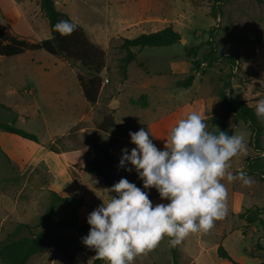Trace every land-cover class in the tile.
Instances as JSON below:
<instances>
[{
	"label": "rangeland",
	"instance_id": "obj_1",
	"mask_svg": "<svg viewBox=\"0 0 264 264\" xmlns=\"http://www.w3.org/2000/svg\"><path fill=\"white\" fill-rule=\"evenodd\" d=\"M23 1H26V8L20 0H0V25L29 41L48 37V21L39 10L37 0ZM53 1L57 9L82 26L88 38L98 42L104 50V67L100 71L103 88L98 103H94L90 110L75 77L76 72L87 75V70L78 64H70L43 49L25 50L11 57L0 55V104L3 105H0V122L13 123L38 138V143L12 139L18 145L16 148L23 151L17 156L7 144H2L4 149L0 146V245L28 234L25 228L17 233L14 229L20 223L37 224L44 214L50 220L78 218L84 222L101 200L108 198L104 189L111 185L95 174L82 168L79 172L76 168L81 160L79 149L88 140L115 136L118 139L114 149L118 165L121 149L135 147L124 142V139L130 141L129 131L145 128L152 136V142L162 149V137L175 122L188 112H196L206 115L201 117L207 130L213 132L216 126L209 119L218 116L222 109L217 93L227 81L231 83L232 96L246 100L254 110L256 100L264 97V44L252 46L229 39L219 28L213 29L211 35L216 59L202 61L203 53L208 51L207 45H202L196 52L199 68L194 72L191 85L180 87L176 84L177 79L193 72L189 58L185 56V46L209 38L211 26L228 25L232 31L246 36L263 34L264 0H226L219 4L220 13L215 18L208 15L213 0H151L152 13L160 18L147 27L143 25L145 28L141 32L171 24L183 40L167 46L133 47L136 58L127 65V78L124 80L118 66L123 53L118 47L122 35L103 38L101 28L105 25L110 29L120 18L130 20L132 9H141L139 0ZM171 17L172 23L167 19ZM138 32L140 30L131 28L126 35L134 37ZM234 52L239 54L238 58H232ZM144 100L146 105L141 104ZM83 111L84 116L77 119ZM104 114H111L116 123L127 121L128 126L122 127L121 131L111 127L104 132L97 126ZM238 123L229 122L228 126L232 129L231 135L239 134L244 138L246 152L230 159L233 173L242 170L248 157L256 154L249 128L242 122ZM59 136L61 138L56 140ZM48 143L57 148L66 168L54 165L59 158L49 152ZM261 145L264 146V129ZM260 155L264 163V152ZM127 167L131 166L127 164ZM120 168H117L120 171L118 180L126 178L134 184L139 180L135 171L125 173ZM65 171L76 189L58 194L80 197L87 206L81 207L75 201H71L69 206L64 201H51L50 191H54L51 186L55 178ZM249 176L254 180L250 186L221 179L227 193L230 191L226 199L227 213L207 232L190 234L176 246L180 253L179 264H183L181 252L191 249L198 240L207 244L221 242L237 260L241 257L247 262L251 258L249 251L264 259V179L258 174ZM147 193L148 198L156 202L153 196L159 194L155 188L147 190ZM249 209H256L262 224L259 219L246 222L238 217V213ZM85 235L87 233L81 231L62 229L56 237L64 242V252L50 245L32 255L24 264H90L94 250L82 244L81 238ZM167 240L165 237L155 248L138 255L132 264H169ZM0 264L5 263L0 261ZM101 264L106 262L103 260Z\"/></svg>",
	"mask_w": 264,
	"mask_h": 264
},
{
	"label": "clouds",
	"instance_id": "obj_2",
	"mask_svg": "<svg viewBox=\"0 0 264 264\" xmlns=\"http://www.w3.org/2000/svg\"><path fill=\"white\" fill-rule=\"evenodd\" d=\"M52 27L69 35L77 24L59 20ZM255 115L264 123V97L256 100ZM128 136L135 147L121 149L118 166L135 171L143 188H155L166 202L153 205L148 193L126 178L104 189L108 198L87 215L89 230L81 242L106 264H132L165 237L176 247L190 234L207 232L227 213V188L221 179L245 186L254 183L245 170H229L230 159L246 152L244 138L208 131L196 112L175 122L162 137V149L145 128L129 131Z\"/></svg>",
	"mask_w": 264,
	"mask_h": 264
},
{
	"label": "trees",
	"instance_id": "obj_3",
	"mask_svg": "<svg viewBox=\"0 0 264 264\" xmlns=\"http://www.w3.org/2000/svg\"><path fill=\"white\" fill-rule=\"evenodd\" d=\"M224 1L226 0H213L208 15L215 18L220 13L219 4ZM37 2L39 10L48 21L50 30L49 36L37 41H29L11 33L5 26L0 25V55L13 56L25 50L43 49L53 56L68 61L70 64H78L80 67L87 70V75H83L79 72L75 74L83 98L88 104H94L102 87L100 71L104 67V50L97 43L88 38L82 26L77 22H75L77 27L69 35H61L53 31L52 26L57 21L69 20L71 18L65 12L57 9L53 0H37ZM215 28L221 29L222 33L227 38L247 45L264 44V33L261 35L246 36L232 31L228 25L211 26L208 29L209 38L197 44L185 46V56L189 58L190 70L193 72L183 78L177 79L176 84L178 86L188 87L191 85L194 72L199 68L196 52L202 45H207L208 48V51L202 55V61L211 62L216 59L215 49L211 39L213 29ZM179 39V32L174 29L171 24H167L154 31L141 32L134 37L121 36L118 44L119 49L123 51L122 55L119 57L118 64L121 79L124 80L127 78V65L135 61L136 55L132 50L133 47L167 46ZM233 57L238 58L239 54L234 52L232 53V58ZM232 58L230 59L233 60ZM138 65L141 64L138 63ZM217 96L222 109L218 116H212L209 119L210 122L216 126L213 133L221 130L227 131V133L231 135L232 129L228 126L229 122L232 124H237L238 122L244 123L251 132L253 149L256 151V154L248 157L242 170H245L248 175L258 174L261 179H264V163L262 162V155H260L261 152H264V146L261 145L264 123L257 119L252 105H249L244 99H236L232 96L231 83L229 81L224 84V88L218 91ZM141 104L146 105V101L144 100ZM0 105L3 106L2 104ZM97 126L104 132L111 127H116L121 131L123 129L122 127L128 126V122L116 123L111 114H104ZM0 130L14 133L22 138L38 143V138L34 133L18 128L13 123L0 122ZM60 138L61 136L56 137V140ZM117 140L118 139L113 135H109L100 140H88L79 149L82 170L99 176L100 179L108 185H113L118 182L119 180L115 171L114 154ZM46 147L59 154V151L53 143H48ZM135 185L141 189L143 188L140 179ZM50 194L52 202L64 201L69 206L71 205V201H75L77 205H81V207L87 206L80 197H72L69 195L61 196L52 190ZM238 217L243 218L246 222H253L259 219L256 209H249L245 212L238 213ZM259 220L262 224V220ZM38 226L39 228L35 230ZM21 228H25L28 234L13 238L0 245L1 262L5 264H24L32 255L50 245H55L64 252V242L56 237V233L65 228L88 233L89 225L86 221L80 222L78 218L50 220L49 216L44 214L39 217V222L37 224H18L14 229V233H17ZM257 245L259 246V243H255V246ZM168 249L170 253L169 264H178L179 252L177 247H170L168 245ZM216 252L219 257L229 260L232 264H241L234 260L221 244L217 245ZM94 256L95 252H93L90 264H101L103 260L97 259ZM257 264H264V259L260 260Z\"/></svg>",
	"mask_w": 264,
	"mask_h": 264
},
{
	"label": "crops",
	"instance_id": "obj_4",
	"mask_svg": "<svg viewBox=\"0 0 264 264\" xmlns=\"http://www.w3.org/2000/svg\"><path fill=\"white\" fill-rule=\"evenodd\" d=\"M20 1L24 4V7L26 8V1H23V0H20ZM138 2L140 3L141 9H139V10L138 9H132V10H134V12H133L132 16H130V20L127 19V18H125V19L124 18H120L117 23H113V26H111L110 29H108L104 25V27L101 28V32H102L101 35H102V37L105 38L107 36L110 37V35H117V34H120V35H122L124 37H128L126 35V33L131 28H136V30H140V32H141V31H143V29L145 27H147V25L154 23L158 18H160V17L156 16L155 13H152V11H153L152 9H154V8L151 6V4H152L151 0H139ZM172 8H173V6L170 7V9H172ZM170 13L174 15L175 14V11L170 10ZM167 19L171 23L173 22L171 20L172 17L171 18H167ZM143 25L145 27H143ZM140 32H138L137 34H139ZM95 43H98V42H95ZM7 57H11V56H7ZM102 88H103V82H102V87L100 89V92H99V95H98V98H97L95 104L98 103V99H99V96H100V93H101ZM81 94H82V92H81ZM89 105H90L89 106V109L91 110V108L94 105L93 104H89ZM83 114H84V111L78 116L77 119H81L84 116ZM201 116H206V115L203 114ZM3 132L4 133H1V131H0V146H2L3 143L7 144V146L9 147V149L13 151L14 156H17V155L23 153V151L21 152L20 149L16 148V147H18V145L17 144H14L12 142V139H16L18 141H23V139H25V138H22V137L14 134V133L6 132V131H3ZM5 133H7L9 135H6ZM10 134H12V135H10ZM119 137L122 138L121 136H119ZM26 140H28V139H26ZM29 141H32V140H29ZM25 142H28V141H25ZM32 142H34V141H32ZM124 142L126 143V145H128V142H130V141L124 139ZM35 143H37V142H35ZM2 148H3V146H2ZM49 152H51L52 154H54L56 157L59 158V160L57 162H55L54 165H57V167L66 168L65 164L62 162V160L60 159V157L58 156V154H56L55 152H52V151H49ZM114 154H115V152H114ZM11 155H13V154L11 153ZM11 157H13V156H11ZM58 163H60V164H58ZM76 165H77L76 168L80 172V169H81V160H80V164L77 163ZM72 166H74V165L72 164ZM125 167H127V164L125 165ZM117 168H118V165H117V162H115V171H116V174H120V171ZM121 169H122V171H124V168L123 167L120 168V170ZM229 170H231V169H229ZM126 172L127 171H125V173ZM232 172H234V171L232 170ZM72 182L73 181L70 178L69 173L67 171H65V174L60 175V177H56L55 178L54 185H52L51 188L54 191H56L57 193H59V192H65L68 189L66 191V193H64V194H67V193H70V191H72L73 189H76V187L74 188L75 185L72 184ZM151 189H153V188H148V189L142 188V190L143 191H146V192H147V190H151ZM229 193H230V191L227 193V195ZM153 199L156 201V202H153V205H155L156 203L165 202V201H161L160 198H159V196H153ZM218 244H221L223 246V244L221 242H218V243L217 242H214V243H211V244L210 243L207 244V243H205L203 241H200V240L196 241L195 244L193 245V247L191 249H188L184 253L181 252V254H183V257H182L183 264H232L229 260H227L225 258H221V257H219L217 255L216 248H217V245ZM226 251L228 252L227 249H226ZM246 251L248 252L249 250H246ZM249 252H250L251 258H249L247 260V262H244L241 259V257L238 258V260H237V259H234L229 254V252H228V254L234 260L238 261L241 264H257L260 260H262L261 258H259L257 256H254L253 255V251H249ZM158 264H160V263H158ZM178 264H179V261H178Z\"/></svg>",
	"mask_w": 264,
	"mask_h": 264
},
{
	"label": "water",
	"instance_id": "obj_5",
	"mask_svg": "<svg viewBox=\"0 0 264 264\" xmlns=\"http://www.w3.org/2000/svg\"><path fill=\"white\" fill-rule=\"evenodd\" d=\"M180 41H182L183 39H179Z\"/></svg>",
	"mask_w": 264,
	"mask_h": 264
},
{
	"label": "bare ground",
	"instance_id": "obj_6",
	"mask_svg": "<svg viewBox=\"0 0 264 264\" xmlns=\"http://www.w3.org/2000/svg\"><path fill=\"white\" fill-rule=\"evenodd\" d=\"M26 141V140H25Z\"/></svg>",
	"mask_w": 264,
	"mask_h": 264
}]
</instances>
